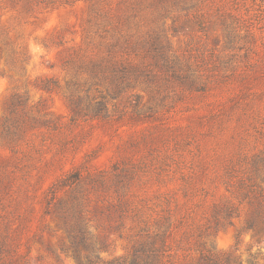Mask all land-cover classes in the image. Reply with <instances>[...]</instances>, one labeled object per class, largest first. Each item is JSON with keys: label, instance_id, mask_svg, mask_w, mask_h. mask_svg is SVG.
Masks as SVG:
<instances>
[{"label": "rangeland", "instance_id": "rangeland-1", "mask_svg": "<svg viewBox=\"0 0 264 264\" xmlns=\"http://www.w3.org/2000/svg\"><path fill=\"white\" fill-rule=\"evenodd\" d=\"M259 190L264 0H0V264H264Z\"/></svg>", "mask_w": 264, "mask_h": 264}, {"label": "trees", "instance_id": "trees-1", "mask_svg": "<svg viewBox=\"0 0 264 264\" xmlns=\"http://www.w3.org/2000/svg\"><path fill=\"white\" fill-rule=\"evenodd\" d=\"M255 1V0H253ZM145 53H156L158 50L157 45L154 41H151L149 45L146 46ZM250 192L253 193L252 187L249 188ZM257 197H260L264 200V192L263 190H259L256 192ZM256 195H254L252 198H256ZM248 197V194L246 193L243 198L246 199ZM232 211L226 212V217L230 218L232 216ZM231 224V222H230ZM263 226L260 228V226ZM264 231V218L262 217V212L257 211L251 218L245 221L244 225L242 226L241 230L243 231H255L259 230ZM218 231V225L216 224L214 228L212 229V233L216 234ZM239 235V233H238ZM87 236L88 233L83 230L81 231V234L79 236V239L76 240V237L74 236L72 239V254L76 261H78V264H81L79 261V253H78V245L82 244L86 247L90 248L91 251L100 250L103 248V245H100V247H96L95 245H88L87 244ZM157 241L163 243V238L161 236H153L149 242H147L145 245L138 248L135 253L132 256V259L130 260L129 264H165L163 261V257L165 256V253L167 252V247L165 244H161L159 247L157 246ZM63 251H66V248L63 249ZM196 251L199 255L197 261L195 264H236L235 261L230 260L229 257H224L220 255L218 252H216L212 247H207L206 243L203 241H200L197 244ZM86 264H93V262L88 261ZM124 264V262L120 263Z\"/></svg>", "mask_w": 264, "mask_h": 264}]
</instances>
